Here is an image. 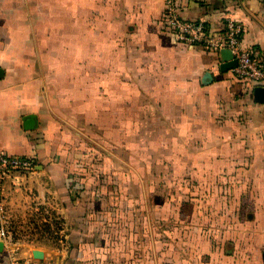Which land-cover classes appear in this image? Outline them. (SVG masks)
<instances>
[{
    "label": "crops",
    "instance_id": "1",
    "mask_svg": "<svg viewBox=\"0 0 264 264\" xmlns=\"http://www.w3.org/2000/svg\"><path fill=\"white\" fill-rule=\"evenodd\" d=\"M175 2L183 18L203 20L217 37L228 18L238 21L241 46L264 56V0ZM163 14V0H0V150L36 162L31 173L3 182L5 214L27 207L26 194L44 191L51 193L47 209L57 206L63 217V243L20 242L23 256L39 250L56 254L57 264H135L139 250L150 258L166 247L169 230L185 227L193 234L192 264H264L257 84L221 71L217 52L178 41ZM72 47L80 48L78 59ZM106 60L116 65L110 71ZM125 63L127 72L119 71ZM61 90L80 97L97 123L127 127L128 142L161 146L152 157L160 170L197 176L193 200L125 191L65 142L49 111ZM26 115L36 118L31 128L23 126ZM0 264H10L5 246Z\"/></svg>",
    "mask_w": 264,
    "mask_h": 264
},
{
    "label": "rangeland",
    "instance_id": "2",
    "mask_svg": "<svg viewBox=\"0 0 264 264\" xmlns=\"http://www.w3.org/2000/svg\"><path fill=\"white\" fill-rule=\"evenodd\" d=\"M39 27L44 26L40 24ZM111 51L112 49L107 50L104 55L111 57ZM80 54L79 47H72L73 56L78 59ZM106 62L104 67L107 71L116 66L110 60H106ZM118 66L119 71H122L123 67L127 72L128 65L126 63ZM92 75L94 76V73ZM60 94L55 91L54 95L51 96L54 97L55 103L51 104V110H49L50 118L57 133L63 134L65 142L88 154V159L95 161V164L106 171L104 174L113 177V180L120 183L125 191L131 188L132 193L138 195L140 189H144L174 204L180 195H183L185 200H193L197 192L192 189V179L197 176L191 175L190 172L178 176L173 172L170 174L160 170L159 163L153 161L152 157L154 155L159 156L157 152L161 146L147 144L142 140L137 143L128 142L127 127L112 128L111 123L108 125L97 123L95 112L81 110L83 105L80 102V97H74L75 99L78 98V101H75L72 98L70 100L69 95L65 94L63 90L60 91ZM124 115L126 116V112ZM110 116L111 113H107V117L111 120ZM126 120L118 119L120 122ZM164 146V148L169 147V145ZM200 180L206 187L208 179L203 177ZM204 192L207 194V188L200 191V194ZM32 193L26 194L27 202L25 205L27 207L19 208L13 214L9 212L10 217L6 216L3 206L2 214L14 233L12 240L17 245L20 242H26L43 248H57L61 242L63 243L60 240L63 233V217L59 214L57 206H51L52 208L54 206L55 209L53 213L52 208L47 209V201L48 198L51 199V193L48 194L44 191L35 195ZM41 205L44 208H39ZM31 207L38 209L34 210ZM48 218L50 221L49 234H47ZM186 230L185 227L182 230L181 227H173L172 231L167 232L168 241H166L165 248L160 249L158 247L155 249L156 252L154 251L147 259L143 249L139 250L136 254L135 264H192L191 237L193 234ZM33 231L40 233L30 235ZM179 246H182L183 250Z\"/></svg>",
    "mask_w": 264,
    "mask_h": 264
},
{
    "label": "built area",
    "instance_id": "3",
    "mask_svg": "<svg viewBox=\"0 0 264 264\" xmlns=\"http://www.w3.org/2000/svg\"><path fill=\"white\" fill-rule=\"evenodd\" d=\"M164 1L163 18L175 33L178 41L188 44H200L205 49L217 52L221 48L230 50L236 66L232 69L233 75L252 81L257 85H264V56L259 55L251 47H242L240 37L243 27L238 21L228 18L223 34L213 35L210 28L201 19H186L181 16L175 0ZM205 1V0H200ZM35 160L29 155L10 154L0 150V239L5 246L10 264H57L56 254H48L42 258L32 255L23 256L20 245L13 239L14 233L8 226L3 212L2 184L8 178H17L20 175L31 173L35 169Z\"/></svg>",
    "mask_w": 264,
    "mask_h": 264
},
{
    "label": "water",
    "instance_id": "4",
    "mask_svg": "<svg viewBox=\"0 0 264 264\" xmlns=\"http://www.w3.org/2000/svg\"><path fill=\"white\" fill-rule=\"evenodd\" d=\"M220 56L219 68L221 71L232 70L236 66V59L233 58L231 52L227 48H221L218 51ZM1 72V68H0ZM255 99L264 102V85L254 86ZM36 124V118L33 115H26L23 119L24 128H31ZM3 248V242L0 240V250ZM33 257L42 258V251L34 250Z\"/></svg>",
    "mask_w": 264,
    "mask_h": 264
},
{
    "label": "trees",
    "instance_id": "5",
    "mask_svg": "<svg viewBox=\"0 0 264 264\" xmlns=\"http://www.w3.org/2000/svg\"><path fill=\"white\" fill-rule=\"evenodd\" d=\"M184 45H192L193 47H196V48H200V49H203V50H205V51H208L207 49H205L202 45H200V44H188V43H184ZM240 80H242V79H240ZM243 80H246V79H243ZM248 81V80H247Z\"/></svg>",
    "mask_w": 264,
    "mask_h": 264
}]
</instances>
